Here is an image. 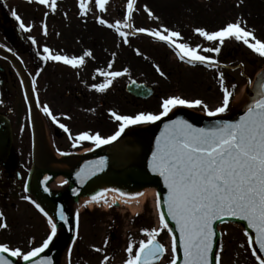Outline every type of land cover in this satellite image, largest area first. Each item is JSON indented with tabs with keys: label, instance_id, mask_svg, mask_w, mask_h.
<instances>
[{
	"label": "rangeland",
	"instance_id": "374dc122",
	"mask_svg": "<svg viewBox=\"0 0 264 264\" xmlns=\"http://www.w3.org/2000/svg\"><path fill=\"white\" fill-rule=\"evenodd\" d=\"M4 2L10 12L17 11L25 25L29 24L31 31L28 35L36 40L34 49L39 55L44 54V47H48L56 54L69 57L82 56L86 51L92 52L91 57H85V63L80 68L74 69L63 63L44 61L45 63L37 69L35 76L39 96L59 114L69 113L77 116L81 110L90 107L94 111V108H99L98 102L108 103L106 110H114L123 115H135L140 112L159 113L162 100L173 95L189 100L201 99L209 107L214 108L222 99L218 78L220 72L224 73L225 85L233 91V102L230 104L232 111L245 101L237 100L241 89L237 90L236 85L241 81L242 72L228 67V63L234 60L238 64H243V68H246L243 73L249 77L254 74L255 68L264 62V58L234 40L226 41L223 46L220 58L224 62H220L218 67L189 65L179 59L174 48L152 37L148 42L146 34L143 33L130 34L128 43H124L115 29L99 24L98 19L103 18L108 23L122 20V17H116L115 11L120 9L125 13L127 0H109L104 13L96 8L95 0H90L89 11L83 16L80 14L79 0H57L55 12L47 6L29 3L28 0ZM145 6L159 19L149 18L144 11ZM136 9L132 20L134 28L168 27L170 30L180 32L181 39L178 42L187 43L192 47L215 46L200 37L194 31L196 28L211 32L238 20L243 21L247 30L254 31L255 36L264 41V0H136ZM45 26L47 35L44 34ZM229 49L232 50V56L227 58ZM201 54L214 56V53ZM109 63H112L111 69L108 68ZM157 67L164 73L163 76L156 70ZM239 67L242 68L241 65ZM98 69L128 71L113 81L106 90V97L95 99L94 106L92 104L87 107L88 103L84 99L76 103L73 98L63 97L64 88L68 85H75L84 91L90 90L91 95H94L97 91L92 86L104 82V77L97 74ZM129 81L151 86L154 89V96L140 103L130 99L124 90L116 91L117 86L121 85L122 88ZM250 84L247 81L245 86ZM194 111L204 114L201 110ZM70 125L76 130L82 128L79 123L71 122ZM115 127L102 126L98 131L102 136L108 137ZM105 199L107 203L101 199L99 203L87 205V208L82 204L80 206L82 226L74 252L80 254L84 252L87 255L82 264H102L106 257L107 264H124L128 244L132 242L138 247L139 241L147 240L143 230L160 228L154 191L147 193L142 203L138 199L134 203L117 205L112 204L110 199ZM83 210H86L87 214H82ZM0 212L4 213L0 223L8 225L7 228L0 229V244H6L10 248L19 247L27 252L33 247L40 246L50 232L46 219L36 212L33 204L16 202L12 206L0 202ZM139 217H142L141 222ZM219 230L221 244L218 253L221 255V264H253L249 255L247 235L239 227L230 224L221 225ZM110 236L118 245L114 255L110 254L105 246V241ZM157 239L166 249L161 264L171 263L174 255L171 250V236L160 231ZM96 248H100L101 251L96 252ZM59 262L74 264L68 249L61 255Z\"/></svg>",
	"mask_w": 264,
	"mask_h": 264
},
{
	"label": "snow or ice",
	"instance_id": "6c2138e0",
	"mask_svg": "<svg viewBox=\"0 0 264 264\" xmlns=\"http://www.w3.org/2000/svg\"><path fill=\"white\" fill-rule=\"evenodd\" d=\"M29 3L49 7L53 12L56 10L57 0H28ZM90 0H79L80 14L86 15L89 11ZM109 0H95L96 8L104 13L107 10ZM136 0H127V6L122 20L115 23H108L105 19L99 18L98 23L105 25L128 43V38L132 33H143L158 41L164 42L176 50V55L181 61L189 65H204L206 67L219 66L217 59L211 58L203 53H214L220 55L226 41H237L246 46L252 53L264 58V41L255 36L254 31H249L243 21L230 22L223 28L216 31H207L203 28H196L194 31L204 40L211 42L213 47L199 46L192 47L187 43L178 42L181 34L178 31L170 30L168 27L159 29L134 28L132 20L136 11ZM149 18L159 19L145 6ZM47 15V14H46ZM11 16L18 22V26L24 32H30L31 28L26 26L17 11H11ZM47 35V28H44ZM32 44L36 40L28 37ZM11 51V49H9ZM43 55L40 60L48 62H58L70 66L74 69L80 68L85 63V57H91L92 52L86 51L82 56L60 55L52 52L48 47L43 48ZM139 55V51L137 50ZM112 68V63L108 64ZM161 76L164 73L157 67ZM127 69L123 71H105L98 69L97 74L104 77V82L92 87L97 92H105L113 81L125 75ZM39 75V73H37ZM220 89L222 99L218 106L211 108L201 99H185L178 95L164 98L160 105L159 113L140 112L135 115H119L112 112L111 115L119 122L118 130L108 137L99 133L88 132L72 136L68 127L63 123H58V127L69 134L72 140V147H80L83 142H90L95 148L112 144L117 141L126 129L155 124L177 108L201 110L208 117H219L230 111V104L233 102V91L225 85L224 73H219ZM251 83V81H249ZM35 81H33V85ZM233 89L235 85L232 86ZM259 91L252 103L247 106L246 111L238 120H216L208 127H195L188 120L177 117L170 119L164 124L160 135L156 138L155 150L151 153L148 161V169L163 178L168 189L166 199L167 215L174 221L179 232V244L183 250V264H221V255L213 253L214 240L217 235L213 228L216 221L226 217L235 218L247 222L248 228L256 233V242L261 252H264V81L259 84ZM44 114L52 118L57 123V118L52 114L47 106L43 108ZM93 151V148L86 149ZM61 156L71 155L68 152H60ZM107 166V158L101 157L98 160L86 161L84 166L76 172V179L83 185L98 172H103ZM51 177L44 178L45 184ZM68 184L67 180L62 181ZM28 184L24 185V192H28ZM49 192L48 187L44 188ZM117 191L106 189L93 195L85 201L83 206L92 203H99L101 199L107 203L105 192ZM73 195H79L76 188L72 189ZM125 193L121 192L120 196ZM142 195V194H141ZM24 200L32 203L45 217L50 226V232L38 247H33L30 251H23L21 248H10L6 244H0V264H12L4 254L9 257H16L24 264H52L48 256L42 259H35L50 246H54L58 238L59 228L70 223L69 217L65 213L63 206H60L57 216L62 222L58 226L53 216L30 196H23ZM116 200L113 199L112 204ZM112 206L111 204L109 205ZM4 213L0 212V218ZM80 213H75V227L78 230ZM160 228L143 230L147 240L139 241L136 247L130 242L126 248L127 259L124 264H157L166 249L157 237L160 231L172 229L168 227V222L163 213L159 216ZM6 223H0V229L7 228ZM75 239L72 243L75 244ZM251 242V241H250ZM108 241H105L107 246ZM135 248V251H134ZM171 250L173 259L171 264H176L175 253L177 251V238H171ZM222 250V245H221ZM72 249H68L71 256ZM100 252V248L95 249ZM255 255V253H253ZM259 264H264V259L256 256ZM102 264H107V257Z\"/></svg>",
	"mask_w": 264,
	"mask_h": 264
},
{
	"label": "water",
	"instance_id": "95a60500",
	"mask_svg": "<svg viewBox=\"0 0 264 264\" xmlns=\"http://www.w3.org/2000/svg\"><path fill=\"white\" fill-rule=\"evenodd\" d=\"M0 58L8 61L16 70L22 81L25 104L27 109V120L30 137L31 150V168L27 177L28 196L41 205L53 216L55 222L62 224L59 221L57 212L60 206L65 209L66 215L69 217L70 223L59 228L58 238L54 242V246H50L49 250H45L40 256L35 259H42L48 256L52 264H60L61 255L69 247L74 238V219L73 207L83 198L92 197L104 189H116L126 195L136 194L143 189H154L159 198L161 213L164 214L168 227L172 229V236L177 238L176 264H183V250L179 244V232L176 229L174 221L167 215L166 199L168 189L166 188L163 178L152 173L148 169V161L151 159V153L155 150L156 138L160 135L164 128V124L170 119L177 117L188 120L195 127H208L216 120H230L235 122L244 114L247 106L256 98L259 89V84L264 81V66L256 73L252 84L244 87L246 100L244 104L235 110L229 111L227 114L219 117H208L187 109L178 108L173 111L168 117L163 118L155 124H150L145 127L130 128L115 142L109 145H104L100 148H95L93 151L79 155L71 154L67 156L56 157L53 153L49 137L47 135L44 121L39 114L35 103L33 86L30 76L23 64L14 56L4 52L0 48ZM128 94L146 100L153 94V90L144 84L131 82L126 85ZM11 151V134L7 122L3 123L0 118V163L5 164ZM101 157L107 158V166L103 172H98L95 176L88 179L83 185L76 179V172L84 166L86 161L98 160ZM52 162L65 164L68 166L66 170H54L50 167ZM51 177L45 184L44 178ZM62 176L68 181L62 189L54 190L51 185L55 179ZM48 187L49 192H45L44 188ZM76 188L79 195H73L72 189ZM223 222H229L239 225L249 238V247L252 253L264 259V252H261L259 245L256 242L257 237L254 230L248 228L247 222L235 218L226 217L223 220L216 221L213 225L217 235L214 240L213 253H216L219 243V233L217 226ZM251 241V242H250ZM12 264H24L23 261L18 262L14 257H9ZM213 264L215 261L213 260Z\"/></svg>",
	"mask_w": 264,
	"mask_h": 264
},
{
	"label": "flooded vegetation",
	"instance_id": "af4514ba",
	"mask_svg": "<svg viewBox=\"0 0 264 264\" xmlns=\"http://www.w3.org/2000/svg\"><path fill=\"white\" fill-rule=\"evenodd\" d=\"M20 15V14H18ZM28 32H24L18 26L17 21L7 11V5L0 0V46L15 53L23 63L31 70H37L40 64H44L42 60L39 63V56L34 52V44L28 39ZM224 50V49H223ZM232 56V50L227 51V57ZM214 59H219L215 54ZM34 87L37 95L38 104L40 107L41 117L44 121L45 129L49 135L50 143L53 148L62 152H73L74 150H82L91 146L90 142L85 141L80 147L73 148L72 140L69 138V134L65 133L58 127V123L65 124L71 135L74 137L84 132L91 134L99 133V128L105 126L107 128L119 125L118 121H115L111 115L113 111H107L108 103L98 102V109L91 110L92 104L94 106L95 99H101L106 97V92H97L91 95L90 90L78 89L75 85H68L64 88L63 97L66 99L73 98L76 103H80L82 99L87 101L90 108L83 109L78 114L72 115L69 113H56L48 102L41 100L39 96V87L37 84V78L34 77ZM123 90L120 86H117L116 91ZM95 96V97H92ZM133 101H135L133 99ZM86 103V102H85ZM90 105V106H89ZM47 106L52 114L57 118V123L52 121V118L44 114L43 108ZM89 116V117H87ZM0 118L3 119V123L7 122L11 134V145L14 146L12 155L8 158L7 162L3 165L0 164V202L9 203L12 206L16 202H21L27 205V201L22 197L24 196V185L28 176V146L29 145V127L27 114L25 109V102L22 97L21 88L19 82L9 66L8 63L0 59ZM113 120V121H112ZM79 123L82 128L74 129L70 123ZM112 132V131H111ZM110 134V133H109ZM86 213V212H85ZM83 213V214H85ZM87 214V213H86ZM142 217H140V221ZM82 226V219L79 222V227ZM80 235V231H79ZM107 239L108 244L106 248L113 254L116 252L118 245L114 243V240ZM78 240V238H77ZM79 241V240H78ZM78 241L75 242L71 260L74 264H82L87 255L83 253L74 252Z\"/></svg>",
	"mask_w": 264,
	"mask_h": 264
},
{
	"label": "bare ground",
	"instance_id": "6f19581e",
	"mask_svg": "<svg viewBox=\"0 0 264 264\" xmlns=\"http://www.w3.org/2000/svg\"><path fill=\"white\" fill-rule=\"evenodd\" d=\"M237 100H239V101L246 100V96H245V93H244V89L243 88L241 89L240 94L237 97ZM50 167L52 169H54V170H66V169H68V166L67 165H65V164H59V163H56V162H52L50 164ZM62 181H64V178L62 176L57 177L55 179V181L53 182V184L51 185V188L52 189H55V190L59 189L60 187H62L64 185L62 183ZM104 190H106V189H104ZM150 191H151V189H148L147 188V189H143L141 192H139L137 194H134V195H126L125 194L124 196H120V193L121 192H119V191H107V192H105V198H108L111 201H113V199H115L116 200V203L119 204V205H121L122 203H125V204L134 203L138 199L142 203L144 201V199H145V196ZM90 198H88L86 200H89ZM82 201H85V200L83 199ZM81 204H82V202H81ZM80 206L81 205L78 206V210H79Z\"/></svg>",
	"mask_w": 264,
	"mask_h": 264
},
{
	"label": "trees",
	"instance_id": "16d2710c",
	"mask_svg": "<svg viewBox=\"0 0 264 264\" xmlns=\"http://www.w3.org/2000/svg\"><path fill=\"white\" fill-rule=\"evenodd\" d=\"M244 69H246V68H244ZM249 77H252V75H249ZM244 81L245 80L242 78L241 81H240V83L237 84V87L241 86L244 83Z\"/></svg>",
	"mask_w": 264,
	"mask_h": 264
}]
</instances>
